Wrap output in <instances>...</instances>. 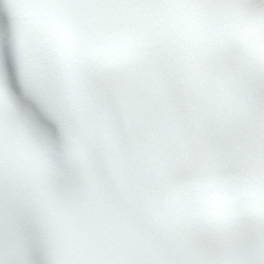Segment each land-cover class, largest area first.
I'll return each mask as SVG.
<instances>
[{
    "label": "snow or ice",
    "instance_id": "1",
    "mask_svg": "<svg viewBox=\"0 0 264 264\" xmlns=\"http://www.w3.org/2000/svg\"><path fill=\"white\" fill-rule=\"evenodd\" d=\"M0 264H264V0H0Z\"/></svg>",
    "mask_w": 264,
    "mask_h": 264
}]
</instances>
